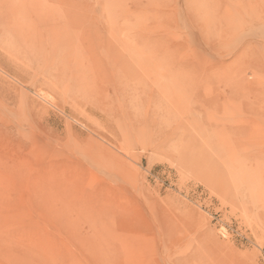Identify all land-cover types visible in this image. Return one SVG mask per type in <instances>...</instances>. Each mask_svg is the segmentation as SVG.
I'll use <instances>...</instances> for the list:
<instances>
[{"label":"rangeland","instance_id":"obj_1","mask_svg":"<svg viewBox=\"0 0 264 264\" xmlns=\"http://www.w3.org/2000/svg\"><path fill=\"white\" fill-rule=\"evenodd\" d=\"M0 264H264V0H0Z\"/></svg>","mask_w":264,"mask_h":264},{"label":"bare ground","instance_id":"obj_2","mask_svg":"<svg viewBox=\"0 0 264 264\" xmlns=\"http://www.w3.org/2000/svg\"><path fill=\"white\" fill-rule=\"evenodd\" d=\"M91 36V35H90ZM111 47V46H110Z\"/></svg>","mask_w":264,"mask_h":264}]
</instances>
